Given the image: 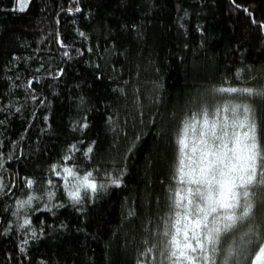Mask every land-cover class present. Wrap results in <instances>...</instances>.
Listing matches in <instances>:
<instances>
[{
  "label": "trees",
  "instance_id": "1",
  "mask_svg": "<svg viewBox=\"0 0 264 264\" xmlns=\"http://www.w3.org/2000/svg\"><path fill=\"white\" fill-rule=\"evenodd\" d=\"M16 5L0 0V264H161L142 253L171 211L181 121L251 103L264 139V99L216 91L264 85V0ZM64 167L97 191L74 202Z\"/></svg>",
  "mask_w": 264,
  "mask_h": 264
},
{
  "label": "snow or ice",
  "instance_id": "2",
  "mask_svg": "<svg viewBox=\"0 0 264 264\" xmlns=\"http://www.w3.org/2000/svg\"><path fill=\"white\" fill-rule=\"evenodd\" d=\"M20 5L23 11L24 0ZM259 26L264 29V24ZM216 91L264 99V85ZM176 145L171 211L158 244L142 255L158 248L161 264H264V229L256 222L257 208L264 207V139L252 104L226 101L192 112L181 121ZM91 152L90 147L85 155ZM63 172L65 181L69 176L78 181L75 190L68 192L74 202L81 201V188L85 194L97 191L92 172L82 177L71 167ZM32 183L27 181L29 187ZM111 183L119 186L120 180Z\"/></svg>",
  "mask_w": 264,
  "mask_h": 264
},
{
  "label": "rangeland",
  "instance_id": "3",
  "mask_svg": "<svg viewBox=\"0 0 264 264\" xmlns=\"http://www.w3.org/2000/svg\"><path fill=\"white\" fill-rule=\"evenodd\" d=\"M30 1L31 0H24V4H25L24 10L28 7ZM20 6H21L20 5V0H17L16 8L19 10L20 9Z\"/></svg>",
  "mask_w": 264,
  "mask_h": 264
}]
</instances>
